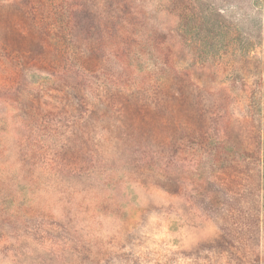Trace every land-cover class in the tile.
Wrapping results in <instances>:
<instances>
[{
	"label": "rangeland",
	"instance_id": "rangeland-1",
	"mask_svg": "<svg viewBox=\"0 0 264 264\" xmlns=\"http://www.w3.org/2000/svg\"><path fill=\"white\" fill-rule=\"evenodd\" d=\"M0 264H264V0H0Z\"/></svg>",
	"mask_w": 264,
	"mask_h": 264
}]
</instances>
